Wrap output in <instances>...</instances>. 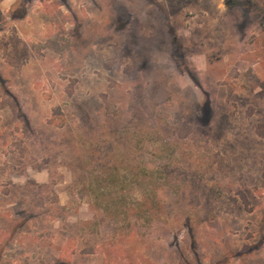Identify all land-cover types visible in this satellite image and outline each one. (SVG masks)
Masks as SVG:
<instances>
[{
    "label": "rangeland",
    "instance_id": "obj_1",
    "mask_svg": "<svg viewBox=\"0 0 264 264\" xmlns=\"http://www.w3.org/2000/svg\"><path fill=\"white\" fill-rule=\"evenodd\" d=\"M0 264H264V0H0Z\"/></svg>",
    "mask_w": 264,
    "mask_h": 264
},
{
    "label": "crops",
    "instance_id": "obj_2",
    "mask_svg": "<svg viewBox=\"0 0 264 264\" xmlns=\"http://www.w3.org/2000/svg\"><path fill=\"white\" fill-rule=\"evenodd\" d=\"M31 1H32V0H31ZM10 19H13V17H12V16H10ZM6 244H7V243L5 242V244H4V245L6 246Z\"/></svg>",
    "mask_w": 264,
    "mask_h": 264
},
{
    "label": "trees",
    "instance_id": "obj_3",
    "mask_svg": "<svg viewBox=\"0 0 264 264\" xmlns=\"http://www.w3.org/2000/svg\"><path fill=\"white\" fill-rule=\"evenodd\" d=\"M55 123V122H54Z\"/></svg>",
    "mask_w": 264,
    "mask_h": 264
}]
</instances>
